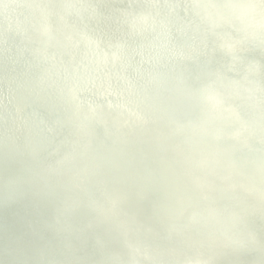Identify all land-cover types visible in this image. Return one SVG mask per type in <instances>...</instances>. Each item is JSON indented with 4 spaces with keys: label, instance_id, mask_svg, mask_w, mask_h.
<instances>
[{
    "label": "water",
    "instance_id": "obj_1",
    "mask_svg": "<svg viewBox=\"0 0 264 264\" xmlns=\"http://www.w3.org/2000/svg\"><path fill=\"white\" fill-rule=\"evenodd\" d=\"M0 14V66L20 67L25 77L39 84L32 89L35 96H52L54 101L50 107L56 120L64 124L76 122L75 126L69 124L65 129L77 137L86 133L88 140L82 139L85 148L91 147L89 137L99 131L103 135L99 143L105 147H110L108 138L111 136L131 144H144L154 154L159 152L158 144L169 145L171 158L168 156L165 161L183 169L182 174L174 171L173 175L196 188L190 193L193 200L212 207L215 201L211 193H214L230 206L235 221H238L241 216L237 214L231 197L220 192L222 183L228 182L227 188L232 196L259 201L264 207V176L251 177L249 181L253 187L247 189L237 180V177H246L247 169L258 171L264 168V0H0ZM159 51L171 58L178 73L193 81L197 74L205 71L207 79L197 83L211 85V91L218 98L228 100L230 110L227 117L231 130L226 138L211 145H197L202 151L195 154H181L178 150L189 145L186 140L182 141L185 134L180 129L161 123V127L156 128L155 121L125 102L123 82L115 73L122 71V64L126 61L131 59L135 63L141 54L155 55ZM113 63L115 68H112ZM105 65L112 70L111 75L101 76L98 80L90 77L87 83L75 78V74L83 72L86 67L94 69ZM12 86L23 90L18 80L0 74V119L12 126L11 138L28 141L30 137L23 131L28 125L37 130L48 126L53 130L51 135L59 134L58 126L33 119L27 105L15 97ZM9 114L13 115L9 117ZM138 130H143L145 135L139 136ZM171 131H175L178 138L171 137ZM0 137H7L1 129ZM34 148L29 145L26 150ZM53 153L48 150L47 155L51 158ZM244 156L253 158L241 160ZM53 162L54 170L61 167L57 160ZM90 170L83 166L78 171L86 179L91 176ZM148 173L154 175L155 172L149 169ZM72 184L93 191L100 198L99 208H92L87 201L69 200V209L73 213L78 211L73 210L74 205L83 203L97 214L107 216L115 230L128 239L129 247L119 238L112 241L117 248H123L127 256L126 261L114 264H144L146 261L154 264H205L204 258H201L203 263L186 261L175 255L177 253L164 258L160 250L142 247L137 232L124 221L135 220L136 216L121 214L113 204L117 200L125 207H132L134 201L130 197H108L107 187L101 182L91 186ZM152 185L163 186L162 181L156 179ZM254 185L262 189L257 191ZM171 211L185 218L186 222L180 225L167 223V229L189 233L193 230L184 239L193 247L205 246L193 244L192 236L199 230L198 219L201 223L211 222L218 227L226 223L218 213H209L202 207L182 210L171 206ZM255 211L247 210L245 217L257 218ZM0 216L8 217L1 202ZM140 216H152L159 222H166L151 212H141ZM257 219L264 221L262 216ZM57 226L78 233L82 231L80 224L70 218L57 221L54 227ZM39 233L43 240L57 243L60 251L77 253L73 246L49 239L44 230L40 229ZM246 235L250 238L256 236L250 230ZM16 241L20 248L13 251V255L25 258L24 238L18 236ZM225 247L237 248L241 243L233 240ZM84 252L91 256L88 250ZM34 254L52 261L51 256L40 249ZM99 263L104 262L99 260ZM72 264L84 263L75 260Z\"/></svg>",
    "mask_w": 264,
    "mask_h": 264
},
{
    "label": "bare ground",
    "instance_id": "obj_2",
    "mask_svg": "<svg viewBox=\"0 0 264 264\" xmlns=\"http://www.w3.org/2000/svg\"><path fill=\"white\" fill-rule=\"evenodd\" d=\"M0 19H2L1 14ZM0 24H2V20H0ZM6 65L0 66V74L9 75L22 84L23 90L14 86L12 88L17 100L25 103L27 111L32 112L33 119L36 121L42 119L60 128L59 134L50 135L48 145V150L54 151L51 158L48 156L50 163L53 165V160L61 163L59 169L54 170L53 167L54 174L71 183H83L88 186L101 182L107 187L108 197L114 198L123 195L133 199L134 206L132 207H125L117 200L113 201V204L120 209L121 214L125 212L136 216L135 220L124 219V221L129 228L137 232L142 247L148 250L158 249L164 258L177 253L175 255L178 257L196 263H203L201 258H204L205 264H264V221L257 219L261 216L264 217V207L261 202L253 201L247 197L232 196L227 188L228 182H223L220 188L221 194L231 197L237 214L241 216L238 221H235L233 210L227 203L222 202L217 197L218 195L211 193L215 201L212 207L193 200L190 193L196 188L173 175L174 171L182 174L183 169L177 164L165 161L168 156L171 158L172 149L169 145L158 144L159 152L154 154L144 144H131L122 138L117 139L111 136L108 138L110 147H105L99 143L100 137L103 136L99 131L95 136L89 137L92 143L91 147L85 148L82 139L88 140L86 133L77 137L69 134L65 129L69 124L75 126L76 122L64 124L56 120V115L50 107L54 98L47 94L35 96L32 89L39 87V84L35 80L25 77L20 67L8 68ZM209 71L211 72V70ZM204 72L197 74L194 81L203 82L204 79H207ZM12 115L9 114V117ZM153 124L156 128L161 127L160 123L154 122ZM0 129L7 134L6 138L0 137V177H2L7 173L11 164L22 163L27 146L36 147V138L34 137L37 128L28 125L23 129L30 137L28 141L13 140L10 136L12 126L1 119ZM144 133L143 130L137 131L139 136H144ZM171 135V137L178 138L175 131H171ZM178 151L181 154H195L202 150L197 146H188ZM236 155L234 156L239 157L238 154ZM251 158L253 157L244 156L241 160L247 161ZM83 166H88L91 169V176L86 179L80 176V171H78ZM149 169L154 170V175L148 173ZM226 169L223 168V170ZM259 169L261 170L247 169L245 178L237 177L238 183H241L244 189L253 187L250 185V178L255 175L264 176V170H262L264 168ZM154 179L162 181L163 186H153ZM254 188L257 191L262 189L258 185H254ZM56 194L54 189H49L40 193L35 199H18L11 205H7L4 203V193L0 191V202L8 216L7 219L0 216V264H60L62 262L72 264L75 260L84 264H100L99 260H103L102 264H114L116 261L127 260L124 249L117 248L112 244V241L119 238L125 242L127 247L130 243L126 237L121 236L115 230L107 216L97 214L93 209L86 207H80L77 213H73L69 209L70 202L68 200L66 210L56 220H53L51 204ZM74 201H87L92 208L100 207V198L93 191L87 190ZM171 206L182 210L202 207L209 213H218L225 218L226 223L223 227H218L211 222L201 223L197 218L199 230L192 236L195 240L193 244H205V246L193 247L191 244L187 245L184 240L193 230H189V233L188 231L172 232L167 229V223L180 225L186 222L185 218L172 213ZM249 209L256 210L254 216L257 218L245 217ZM141 212L158 214L166 222H159L152 216L141 217ZM65 218L75 220L82 227V231L78 233L65 226L54 227L57 221ZM88 218L95 221L91 226L88 224ZM40 229L45 231L49 239H57L56 242L73 246L77 249V253H64L58 249L57 243L43 240L39 233ZM249 230L255 232L254 238L246 235ZM18 236L24 238L22 249L25 251L26 257L22 259L15 257L12 253L20 248L16 241ZM85 240H89L93 244H89ZM233 240L241 243V247L226 249L225 245ZM181 242L183 246L180 247ZM39 249L48 253L52 261L36 256L34 252ZM84 250H88L91 256L86 255ZM144 264L154 263L146 261Z\"/></svg>",
    "mask_w": 264,
    "mask_h": 264
},
{
    "label": "clouds",
    "instance_id": "obj_3",
    "mask_svg": "<svg viewBox=\"0 0 264 264\" xmlns=\"http://www.w3.org/2000/svg\"><path fill=\"white\" fill-rule=\"evenodd\" d=\"M111 74L112 70L106 65L94 69L86 67L76 73L75 78L87 83L90 77L98 80ZM115 75L123 82L122 95L130 107L149 120L180 129L185 134L181 139L186 140L189 147L211 145L230 133L228 100L218 98L211 91V85L194 82L178 73L163 51L155 55L141 54L135 63L130 59ZM52 131L48 126L36 131V147L24 154L22 163L11 164L0 177V191L4 193V203L11 205L18 199H35L40 193L54 189L57 194L51 213L56 220L66 210L68 200L79 198L87 190L54 174L47 155ZM82 206L86 207L83 203L75 204L73 210ZM94 222L88 218L89 226Z\"/></svg>",
    "mask_w": 264,
    "mask_h": 264
}]
</instances>
